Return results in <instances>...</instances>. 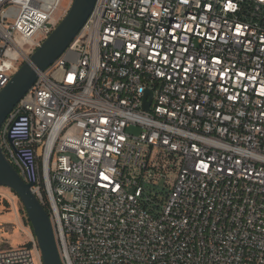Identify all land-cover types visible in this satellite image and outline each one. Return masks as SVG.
<instances>
[{
  "label": "built area",
  "instance_id": "obj_1",
  "mask_svg": "<svg viewBox=\"0 0 264 264\" xmlns=\"http://www.w3.org/2000/svg\"><path fill=\"white\" fill-rule=\"evenodd\" d=\"M64 1L0 0V92ZM0 147L63 264H264V0H97ZM0 264H43L37 240Z\"/></svg>",
  "mask_w": 264,
  "mask_h": 264
},
{
  "label": "water",
  "instance_id": "obj_2",
  "mask_svg": "<svg viewBox=\"0 0 264 264\" xmlns=\"http://www.w3.org/2000/svg\"><path fill=\"white\" fill-rule=\"evenodd\" d=\"M97 0H73L67 13L41 44L25 61L10 82L0 92V130L16 104L35 84L39 72H44L67 50L91 16ZM151 92L146 94L151 95ZM151 99H145L149 110ZM0 186L12 190L21 200L41 253L43 264H63L48 210L18 170L9 162L0 147Z\"/></svg>",
  "mask_w": 264,
  "mask_h": 264
},
{
  "label": "rangeland",
  "instance_id": "obj_3",
  "mask_svg": "<svg viewBox=\"0 0 264 264\" xmlns=\"http://www.w3.org/2000/svg\"><path fill=\"white\" fill-rule=\"evenodd\" d=\"M71 5L70 0H65L63 10ZM128 132L139 134L140 128L130 125ZM7 187L0 186V248L29 244L35 237L26 211L19 197Z\"/></svg>",
  "mask_w": 264,
  "mask_h": 264
},
{
  "label": "trees",
  "instance_id": "obj_4",
  "mask_svg": "<svg viewBox=\"0 0 264 264\" xmlns=\"http://www.w3.org/2000/svg\"><path fill=\"white\" fill-rule=\"evenodd\" d=\"M30 244V243H29Z\"/></svg>",
  "mask_w": 264,
  "mask_h": 264
}]
</instances>
